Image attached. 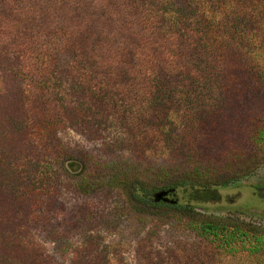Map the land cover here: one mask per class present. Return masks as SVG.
Here are the masks:
<instances>
[{
  "label": "trees",
  "instance_id": "16d2710c",
  "mask_svg": "<svg viewBox=\"0 0 264 264\" xmlns=\"http://www.w3.org/2000/svg\"><path fill=\"white\" fill-rule=\"evenodd\" d=\"M15 1L25 12L29 9L23 51H32L26 62L42 91V103H47L39 127L22 129L24 140L28 134V140L46 141L62 128L97 137L104 124L114 136L111 150L157 162L99 164L58 152L56 162L43 170L39 162L24 163L16 172L0 166V213L5 210L0 264H13L11 253L17 261L22 257L20 247L12 244L14 235L2 234L4 228L14 234L15 201H24L19 208L32 207L34 221L40 197L48 200L49 211L57 185L65 181L73 182L81 195L116 192L123 203L118 211L130 222L164 219L179 224L203 242L200 254L212 264H264V228L187 213L197 204L219 200L212 180L220 171L232 170L242 159L251 164L262 158L264 120L257 121L246 157L231 153L217 167L198 166L194 157L177 168L172 162L187 139L186 129L200 120L198 103L217 109L238 101L241 76L253 89L264 90V0ZM21 108L19 115L25 116L27 110ZM119 245L103 244L101 264H123ZM35 252L40 261L35 264H49L50 259Z\"/></svg>",
  "mask_w": 264,
  "mask_h": 264
},
{
  "label": "rangeland",
  "instance_id": "374dc122",
  "mask_svg": "<svg viewBox=\"0 0 264 264\" xmlns=\"http://www.w3.org/2000/svg\"><path fill=\"white\" fill-rule=\"evenodd\" d=\"M27 11L29 13L28 8ZM27 11L15 0H0L1 168L11 167L16 172L24 163L39 162V168L43 170L48 163L56 162L58 152L85 157L99 164L138 160L153 166L157 160L135 158L127 151L111 150L110 141L114 136L110 135V125H101L103 133L97 137L73 128L58 129L46 141L28 140L27 134L28 144L31 141L34 147L27 144L22 129L32 132L39 127L38 120L43 118L47 109V103H42V91L26 62L32 51H23L29 31L25 21ZM240 80V87L236 89L238 101L217 109L214 104L196 105L195 111L200 120L192 122L186 129L187 139L179 145L181 151L179 153L178 149V155L172 160L176 162L173 168L192 157L198 166L217 167L231 153L244 157L251 153L250 146L259 126L257 121L264 120V90H254L242 76ZM250 93L253 95L250 96ZM20 106L27 110L25 116L19 115ZM18 119L20 123H17ZM246 159H242L232 170L220 171L212 180L217 186L219 200L195 205L194 211L187 212L188 217L221 218L264 228V155L251 164L245 163ZM158 164L164 165L163 160ZM14 176L17 174L14 173ZM57 186L54 207L48 211L45 207L48 200L45 196L40 197L42 203L34 208V221L32 207L28 210L25 206L19 208L24 201H15L16 210L12 215L16 219L11 225L14 234L9 228L2 230L5 238L14 235L12 244L20 247L22 252L19 261L14 253L9 254L8 259L11 256L14 258L11 259L13 264L40 262L33 255L35 250L40 251V258L50 259L49 264H79L78 260L80 263L95 261L101 264L100 248L103 244L115 242L120 244L117 250L122 254L123 264H212L200 254L203 242L179 224L168 223L164 219L145 224L139 223V220L130 222L124 213L118 211L123 203L116 192L97 190L81 195L76 192L73 182L65 181ZM156 186L162 188L163 185ZM175 198L179 202L180 194ZM3 212L4 209L0 213L1 220H5ZM161 212L165 211L161 209ZM95 248L98 250H93ZM241 262L243 264L244 261L240 260L239 264ZM234 263L221 261V264Z\"/></svg>",
  "mask_w": 264,
  "mask_h": 264
}]
</instances>
